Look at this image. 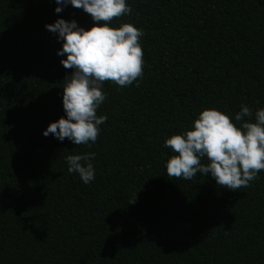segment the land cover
<instances>
[{
	"label": "trees",
	"instance_id": "1",
	"mask_svg": "<svg viewBox=\"0 0 264 264\" xmlns=\"http://www.w3.org/2000/svg\"><path fill=\"white\" fill-rule=\"evenodd\" d=\"M127 2L112 24L143 30V76L104 82L96 114L108 119L94 144L75 145L42 135L64 116L72 72L45 25L87 30L90 15L0 0V264H264V171L235 191L185 181L167 175L163 146L205 108L234 117L247 105L251 122L264 108V0ZM89 152L85 185L66 157Z\"/></svg>",
	"mask_w": 264,
	"mask_h": 264
},
{
	"label": "clouds",
	"instance_id": "2",
	"mask_svg": "<svg viewBox=\"0 0 264 264\" xmlns=\"http://www.w3.org/2000/svg\"><path fill=\"white\" fill-rule=\"evenodd\" d=\"M54 13L67 6L82 9L90 15L92 26L85 30L75 20L56 19L45 29L62 41L56 55L65 69H72L64 79L62 108L64 116L50 122L42 135L58 142L67 138L75 145L95 143L100 126L108 117L97 116L105 101L104 82L127 87L143 76L142 29L131 23L112 24L114 18L132 12L127 0H54ZM241 105L234 117L216 108H205L191 127L171 135L163 146L173 155L165 163L168 176L190 181L197 173L210 176L217 185L235 191L248 187L264 171V108L255 112ZM235 121V122H234ZM238 122V123H236ZM206 159L207 163L201 161ZM95 153L68 155V173H77L90 184L95 179Z\"/></svg>",
	"mask_w": 264,
	"mask_h": 264
}]
</instances>
